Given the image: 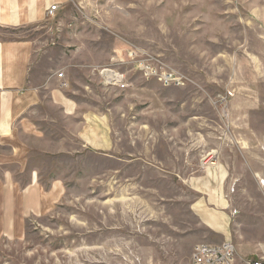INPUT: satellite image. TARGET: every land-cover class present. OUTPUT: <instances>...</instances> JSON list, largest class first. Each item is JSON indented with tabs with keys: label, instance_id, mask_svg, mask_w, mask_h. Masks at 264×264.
Listing matches in <instances>:
<instances>
[{
	"label": "rangeland",
	"instance_id": "rangeland-1",
	"mask_svg": "<svg viewBox=\"0 0 264 264\" xmlns=\"http://www.w3.org/2000/svg\"><path fill=\"white\" fill-rule=\"evenodd\" d=\"M0 39L48 50L44 71L70 83L53 91L80 118L106 119L112 141L72 154L77 121L42 111L53 153L31 167L54 199L18 235L0 234V264H192L197 245L224 242L238 264L264 257V0H71L43 27L0 28ZM165 71L180 85H165Z\"/></svg>",
	"mask_w": 264,
	"mask_h": 264
},
{
	"label": "crops",
	"instance_id": "crops-1",
	"mask_svg": "<svg viewBox=\"0 0 264 264\" xmlns=\"http://www.w3.org/2000/svg\"><path fill=\"white\" fill-rule=\"evenodd\" d=\"M70 1L0 0V28L43 27L53 5L59 7L56 14H60ZM46 60H50V52L34 40L0 39V234L18 235L26 220L44 215L53 202L54 194L46 191L40 170L31 167L35 155L53 153L45 146L51 136L44 125L49 120L41 117L44 109L56 107L64 118L79 124L65 133L78 140L72 154L82 147L107 151L112 145L106 119L91 115L80 118L76 102L61 91H53L60 82L65 90L70 83L60 77L64 75L61 72L59 76L48 75L43 69ZM62 64L61 71L71 67ZM39 142L41 148H35L33 143ZM53 184L54 181L49 186ZM201 211L204 222L212 229L228 233L224 220L203 207Z\"/></svg>",
	"mask_w": 264,
	"mask_h": 264
},
{
	"label": "built area",
	"instance_id": "built-area-1",
	"mask_svg": "<svg viewBox=\"0 0 264 264\" xmlns=\"http://www.w3.org/2000/svg\"><path fill=\"white\" fill-rule=\"evenodd\" d=\"M59 7L57 5H53L49 11L48 15L53 17L58 12ZM138 57V55H137ZM143 60H138L137 64H139V67L145 71L148 76H159L157 70L153 68H145ZM105 70H110L117 75H119L117 72L111 69H104L101 72V75L105 79L106 82L113 84L115 81L121 80V76L119 75V79L109 81L108 78L104 75ZM64 75H60L61 78H63ZM162 82L165 85H180V80L177 78V75L171 71H165L160 76ZM67 83H63V87H66ZM237 252L236 247L232 242H224L222 244H199L194 248L193 251V259L192 264H237ZM247 264H264V259L260 258L258 260H252L248 262Z\"/></svg>",
	"mask_w": 264,
	"mask_h": 264
},
{
	"label": "bare ground",
	"instance_id": "bare-ground-1",
	"mask_svg": "<svg viewBox=\"0 0 264 264\" xmlns=\"http://www.w3.org/2000/svg\"><path fill=\"white\" fill-rule=\"evenodd\" d=\"M104 75L108 78L109 81L119 79V75H117L116 73H114L110 70H105Z\"/></svg>",
	"mask_w": 264,
	"mask_h": 264
}]
</instances>
